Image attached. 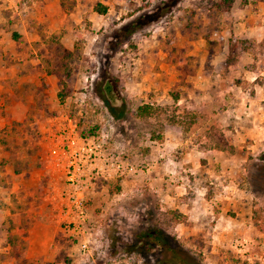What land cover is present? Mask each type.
Here are the masks:
<instances>
[{"label": "rangeland", "instance_id": "rangeland-1", "mask_svg": "<svg viewBox=\"0 0 264 264\" xmlns=\"http://www.w3.org/2000/svg\"><path fill=\"white\" fill-rule=\"evenodd\" d=\"M70 126L106 142L79 210L52 153ZM28 221L58 228L50 264H158L149 227L202 264H264V0H0V264H25L7 237Z\"/></svg>", "mask_w": 264, "mask_h": 264}, {"label": "trees", "instance_id": "trees-1", "mask_svg": "<svg viewBox=\"0 0 264 264\" xmlns=\"http://www.w3.org/2000/svg\"><path fill=\"white\" fill-rule=\"evenodd\" d=\"M225 3L230 4L233 0H224ZM171 3H168L164 6H160L158 10L154 11L152 14H148L146 16H142L140 18H136L135 20L129 22L122 28H120L117 32L116 38L119 40V43H122L126 37L131 36L137 30L146 27L149 23L156 21L158 18L166 15L170 9L172 8ZM219 7V5L217 4ZM107 11L105 6L101 4H97L95 6V12L98 15H104ZM61 52L64 55L70 56L72 52H70L66 48H61ZM59 99L63 100L65 96L58 93ZM152 114V108L150 105H141L139 106L136 111L133 113L134 116L137 117H146ZM8 161V160H6ZM3 166V164L1 165ZM15 174L19 173L18 169H15ZM182 215L178 212L172 213V218L175 219L178 223L181 222ZM26 218L23 216V221ZM30 221L25 224L20 223L16 229L22 233L23 236L27 235V229L29 228ZM136 240L138 244V249L143 250L146 253L156 254L158 255V264H202L194 255L187 252L183 247L179 245V243L171 237L169 234H166L163 230L153 229L151 227L145 228L144 231L139 232L136 235ZM7 243L13 251L16 252L14 255L15 258H21V254L26 249V242L18 238L16 235L8 236ZM136 246H134V249Z\"/></svg>", "mask_w": 264, "mask_h": 264}, {"label": "built area", "instance_id": "built-area-1", "mask_svg": "<svg viewBox=\"0 0 264 264\" xmlns=\"http://www.w3.org/2000/svg\"><path fill=\"white\" fill-rule=\"evenodd\" d=\"M105 136H80L75 126H70L67 138L53 150L57 166L64 171V197L70 210L83 208L84 192L91 180L99 174L105 165ZM112 166V165H110ZM118 168L120 166H117ZM83 249L86 245H82Z\"/></svg>", "mask_w": 264, "mask_h": 264}, {"label": "crops", "instance_id": "crops-1", "mask_svg": "<svg viewBox=\"0 0 264 264\" xmlns=\"http://www.w3.org/2000/svg\"><path fill=\"white\" fill-rule=\"evenodd\" d=\"M29 228L30 229L27 231L28 236L25 238V240L27 241L26 242L27 248L21 254L22 256L20 259L15 258L14 256L13 258L15 260H20L21 263L25 262V264H35V259L41 262L44 261L43 263L45 264L52 263L54 261V258H51V255L47 249V245L49 241L53 240L54 236L57 234L58 228L53 227L52 230L46 231L49 234H47L44 230H39V226L35 225L34 223L31 227L29 225ZM43 229L46 230L47 228L43 227ZM49 235H51L52 237L51 239ZM2 259H0V262ZM63 264H72V261H67Z\"/></svg>", "mask_w": 264, "mask_h": 264}]
</instances>
